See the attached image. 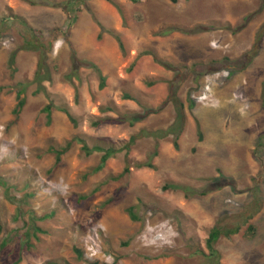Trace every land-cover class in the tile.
Instances as JSON below:
<instances>
[{"label":"rangeland","instance_id":"rangeland-1","mask_svg":"<svg viewBox=\"0 0 264 264\" xmlns=\"http://www.w3.org/2000/svg\"><path fill=\"white\" fill-rule=\"evenodd\" d=\"M34 1L0 0V264H209L215 225L240 228L219 264H264V0ZM174 94L178 146L130 144L170 127ZM84 142L119 150L98 168Z\"/></svg>","mask_w":264,"mask_h":264},{"label":"trees","instance_id":"trees-1","mask_svg":"<svg viewBox=\"0 0 264 264\" xmlns=\"http://www.w3.org/2000/svg\"><path fill=\"white\" fill-rule=\"evenodd\" d=\"M32 4L37 3L34 0H26ZM108 1H112V0H108ZM7 21V20H6ZM6 21L4 23H6ZM31 37H29L23 44L22 48L24 49H34L36 51L39 52V61H38V68L37 71L35 73L34 79L33 81L38 82L39 84H41L40 86H44L42 85L43 82L45 80H48L51 76V74L49 73V69L48 66L46 64V57L45 54L42 52V50L44 49V42L40 39L41 36L37 35L34 32H30ZM115 36L117 37V39L120 42V36L119 34L115 33ZM258 39H260V36L258 35ZM120 44H122V41L120 42ZM45 50V49H44ZM15 60V52L12 53L11 57H10V65L14 64ZM167 66V64H166ZM95 68L98 69V67L95 65ZM99 70V69H98ZM76 76L77 74L75 72L70 73V76L72 77ZM197 80V78H196ZM106 83V79L103 75H101V81H100V88H104ZM26 84H24V87L18 92V103H17V108H16V112L19 113L21 108L25 105V97L23 96V94L26 91ZM131 98V97H128ZM172 98L174 104H175V108H176V117L174 122L170 125V127L168 129H156V130H148V129H144L141 131L140 134H136L133 135L130 139V144L134 143L137 138L139 137H148L151 136L155 139H163L166 138L167 136H169L170 134L174 135V144L176 146H178V138L180 136V133L183 131L184 128V124H185V120H186V114H185V104L184 102L176 96V94L173 95ZM262 98L264 100V82H263V91H262ZM53 108L52 104H48L47 105V112H48V116H51V110ZM62 108V107H60ZM63 111H65L67 113V115L70 117V119H73L71 114L69 113V111L67 109H62ZM143 117H135V116H117V117H112V116H107L104 118H100L97 120V124L103 123V122H107V123H125V122H129L131 125L135 124L136 121L142 119ZM199 128V134L200 136L202 135L200 126ZM76 140H79L80 142H82V139L76 138ZM72 143V140L68 143V146H70ZM83 149L87 152V153H91L95 150L98 151H102L103 154L101 156V165L98 166V168H101L102 165L105 164V162L111 157L113 156L119 149L115 148V147H103L100 145H96L94 147H89L88 144H86L85 142L82 145ZM121 149V148H120ZM63 150L61 151H57L56 152V156H57V161H59L61 159V155H62ZM138 166L142 167V166H148L153 168L154 165L152 162L146 161V162H141L138 163ZM97 170V169H96ZM127 170V169H126ZM0 182L5 186L7 185V183L5 181H1ZM9 187V186H8ZM168 188H173V189H181L182 191L185 192L186 195H189L190 192L192 191L191 188L189 186L183 185V184H177V183H170L168 185ZM194 192V191H192ZM200 194H204L203 191L200 192ZM130 214H132L130 212ZM239 227H230L227 229H223L218 225H215L212 227L209 236L207 238V246L209 249V256H210V263L209 264H219L220 263V254L219 251L215 248V243L218 241V239L222 236H230L231 234L237 233L239 231ZM248 231H251L254 233L255 231V226L253 224L249 225ZM3 231V224L0 218V237ZM3 246L5 245L4 242H2ZM13 264H20V260L18 259L17 261H15ZM57 264V263H54ZM66 264H70V263H66Z\"/></svg>","mask_w":264,"mask_h":264}]
</instances>
